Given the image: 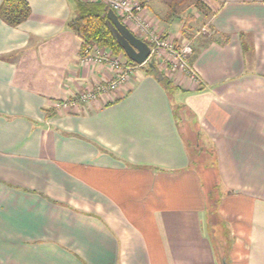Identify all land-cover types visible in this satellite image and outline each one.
Returning a JSON list of instances; mask_svg holds the SVG:
<instances>
[{
    "label": "crops",
    "instance_id": "crops-1",
    "mask_svg": "<svg viewBox=\"0 0 264 264\" xmlns=\"http://www.w3.org/2000/svg\"><path fill=\"white\" fill-rule=\"evenodd\" d=\"M26 1L25 23L0 19V264H218L175 106L216 156L228 264H264V0L196 1L210 35L189 62L197 81L172 80L180 103L143 66L61 110L113 74L81 60L76 0ZM131 1L155 22L157 0Z\"/></svg>",
    "mask_w": 264,
    "mask_h": 264
},
{
    "label": "rangeland",
    "instance_id": "rangeland-1",
    "mask_svg": "<svg viewBox=\"0 0 264 264\" xmlns=\"http://www.w3.org/2000/svg\"><path fill=\"white\" fill-rule=\"evenodd\" d=\"M81 1L89 2L87 0H81ZM181 1L182 0H157L154 7L155 13H157V19H155V22L146 19L147 22H149V24H152V26H150V31L149 29H148V33L145 32V29L141 31L143 33V36H146L147 34H149V32L153 33V35L155 36L154 39L160 41L161 45H165L164 47H157L156 43H153L155 42L154 40L152 42L150 41L146 42L145 40H143L144 42L150 44L155 49L151 59H149V61L143 66H145V68L148 69L149 65L154 63L157 67L156 69L157 75L163 78L164 80L166 79L171 82L173 79L183 78L188 76L177 71L178 68L176 67H180V63L178 59L175 57V55L170 51L171 49L170 47H173V50L179 53L181 48L190 45L193 49V52L187 56V61L189 63L191 57L194 54L195 51L194 49L197 41H199L201 37L210 35L209 29L207 27H206V31H208V33L202 34V28L205 26L200 27L201 20H198L199 18L196 19L194 22L190 20L193 19L197 13H199L198 10L199 7L197 6V2H196L197 0H184V2ZM143 7H145V5H143ZM123 24L125 26L127 25L128 27L127 23H123ZM134 24L137 23L133 20L129 22V25L132 28L134 27L136 29ZM169 24L174 25L172 26V28H177L178 33L172 32L170 35L169 34L167 35L165 31L166 29L164 28H166L167 25ZM136 30L138 31V29ZM100 48H102V50H106L110 52L115 57H122L128 60V58L124 53L115 54L112 50L107 49L105 47H100ZM143 66H141L140 68H142ZM172 85L173 88L171 87L172 90H170L171 91L170 94L173 95L174 100L177 103H180L181 99L175 93H173L174 84L172 83ZM175 109H176L177 122L179 124L182 134L188 139L189 137L191 138V136L194 139L195 138L194 134L197 131V128H196V123L193 119V115L186 108L180 109L179 106H175ZM200 145L201 148L204 147L202 152H198L197 150L195 151L191 149L190 154L193 160V166L197 168L199 172H201V175H203L202 178L205 185V178L209 176L208 175L209 172L207 173L202 171L204 170L202 163H204V160L206 159L211 160L210 154H208V152L211 151L204 143H202V141ZM216 192H217L216 198H220L221 190L219 189V185H218V190ZM219 219L221 220L220 216ZM209 221H210V226L208 228V234L213 239L216 255L218 258V264H221L223 259H227L229 262V259L227 257L230 258V254H231L230 239L232 240L233 237L232 236L228 237L226 231H224L223 225H221L220 221H218V219L215 216L212 217V220L210 219Z\"/></svg>",
    "mask_w": 264,
    "mask_h": 264
},
{
    "label": "trees",
    "instance_id": "trees-1",
    "mask_svg": "<svg viewBox=\"0 0 264 264\" xmlns=\"http://www.w3.org/2000/svg\"><path fill=\"white\" fill-rule=\"evenodd\" d=\"M75 3H76L75 5H76L77 17L74 21L70 23V28L81 39L82 50L84 49V47L94 44L98 47H105L107 49H110L115 54L124 53L122 47L118 44L116 38L113 36L108 25L106 24V18H104V15L107 13L106 9L109 10L110 8L101 1L91 3V2H82L81 0H76ZM199 6L202 7V5ZM30 15H31V9L26 0H4L0 5V19L10 27H14V28L19 27L29 19ZM128 61L129 63L134 64L129 59ZM156 69L157 67L153 63L149 65V68L147 70L154 73V71L156 72ZM156 77L157 79H159V81L165 87V89L171 92L170 91L172 90L171 87L173 88L172 82L166 79L164 80L158 75H156ZM175 89L177 88L174 87V90ZM179 107L180 109L185 108L184 106H179ZM190 113L192 114V112ZM175 116H176V109H175ZM193 119L196 123V128H197V131L194 134L195 138L193 139V137L191 136V138L189 137L188 139L182 134L189 153H191V149L195 151L197 150L198 152H202V150L204 149V147L201 148L200 145L201 133L198 129V122L196 117H194V115H193ZM208 154H210L211 160L206 159L204 160V163H202L204 169L202 171L207 173L209 172L208 174L209 176L205 178V185H204L206 190V197H207V203H206L207 214H208L207 222H208V226H210L209 220L210 219L212 220V217L215 216L218 219V221H220L221 225H223L222 220H220L218 216V207L220 203V198H216V194H217L216 191L218 190V183H219L218 176L216 174L217 159L212 151L208 152ZM224 231L226 230L224 229Z\"/></svg>",
    "mask_w": 264,
    "mask_h": 264
},
{
    "label": "built area",
    "instance_id": "built-area-1",
    "mask_svg": "<svg viewBox=\"0 0 264 264\" xmlns=\"http://www.w3.org/2000/svg\"><path fill=\"white\" fill-rule=\"evenodd\" d=\"M87 1L91 3L99 1L105 3L110 9H112L117 14V16L122 20L123 23H127L129 25V22H131L132 20L135 21L137 24L134 25L136 29L140 31V33H142L141 31L143 29H145L146 33H148V29L150 31V26H152V24H149L146 18L143 17L144 7L143 4L140 2H134L131 0ZM204 33H208V31H206V28H202V34ZM147 35L143 36L142 33V36L145 38L146 42H152L154 40L155 42L153 43H156L157 47L165 46L161 45L160 41L154 39L155 36L153 35V33L149 32V34ZM148 45L151 47V55L149 57V59H151L155 49L150 44ZM170 48V51L175 55V57L180 63V67H176L178 68L177 71L187 75L192 80L197 81L196 74L187 61V56L193 52L192 47L190 45L183 47L180 49L179 53L173 50V47ZM81 60L85 63L97 64L103 67H107L112 72L113 77L110 82L98 85L94 89H90L87 92L82 93L69 101L56 103V110L70 108L72 106H76L78 103L85 104L94 101L100 96L113 95L119 88H121L129 81L130 77L135 71L139 70L140 67L144 65L131 64L127 59H124L122 57H115L110 52L102 50V48L94 44L84 47V49L82 50Z\"/></svg>",
    "mask_w": 264,
    "mask_h": 264
},
{
    "label": "water",
    "instance_id": "water-1",
    "mask_svg": "<svg viewBox=\"0 0 264 264\" xmlns=\"http://www.w3.org/2000/svg\"><path fill=\"white\" fill-rule=\"evenodd\" d=\"M106 10L107 13L104 15L106 24L122 47L126 57L136 65L145 64L151 55V47L135 36L112 9ZM222 264H228L227 260L223 259Z\"/></svg>",
    "mask_w": 264,
    "mask_h": 264
},
{
    "label": "bare ground",
    "instance_id": "bare-ground-1",
    "mask_svg": "<svg viewBox=\"0 0 264 264\" xmlns=\"http://www.w3.org/2000/svg\"><path fill=\"white\" fill-rule=\"evenodd\" d=\"M155 65V64H154ZM144 70V69H143ZM142 71V70H141Z\"/></svg>",
    "mask_w": 264,
    "mask_h": 264
}]
</instances>
